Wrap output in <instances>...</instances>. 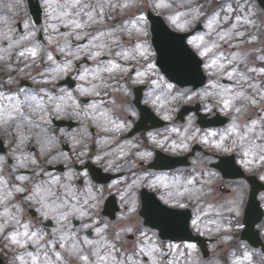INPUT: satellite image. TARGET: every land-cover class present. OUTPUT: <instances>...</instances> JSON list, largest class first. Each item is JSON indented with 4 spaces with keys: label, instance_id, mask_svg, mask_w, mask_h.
Wrapping results in <instances>:
<instances>
[{
    "label": "clouds",
    "instance_id": "1",
    "mask_svg": "<svg viewBox=\"0 0 264 264\" xmlns=\"http://www.w3.org/2000/svg\"><path fill=\"white\" fill-rule=\"evenodd\" d=\"M194 2L195 0H169L168 4L160 6L161 4L157 0H91L90 4L86 3L82 5L79 11H83L84 8L91 6L95 9H103L105 13L116 8L124 10L125 14L131 12L132 14L118 27L108 31H101L99 36H94L89 40V45H92L94 48H108L110 45L94 44V41H99L101 37H108L112 39L111 46H116L119 43L118 39H116L118 35H128L142 40V43L138 45L147 49L145 55L139 54L138 45L131 48L129 53L117 52L116 55L125 61L134 60L138 67H143L145 58L152 55L149 51L151 45L150 41L146 39L149 36L147 22L136 19L135 11L143 12L148 7L161 8L164 10L163 14L168 17L169 22L179 32H185L201 16L198 9L189 7L190 5H194ZM208 2L211 3V0H208ZM40 3L45 5V11L47 12L49 7L46 0H40ZM223 3L228 4V7H231V3H236L238 11L241 12L244 10V6L247 5L249 11L245 15L243 23L251 25L248 31L252 33L253 41L256 40L257 34L264 35V10L257 7L256 0H223ZM24 7L25 0H0V24L3 25V27H0V53H2L0 54V71L11 72L14 67L18 68L15 62L19 61L21 57L27 60L28 57L25 53L18 50L21 46L27 47L29 44L33 47L41 48V59L46 56L48 61H52V56L47 53L46 46L36 44L34 39H29L30 36H34L36 29H31L23 36L15 33L14 21L24 10ZM62 7L75 9L76 4L66 0ZM33 8L38 15L39 8L36 0H33ZM79 11L77 15H79ZM65 13H62V15H67ZM87 21L103 26L102 18L99 21L95 20L92 12L87 13ZM155 23L158 26L154 42L156 50L160 52L161 67L168 77L180 86L178 88H174L172 84L167 83L162 78L158 81L151 78L148 81L129 79L127 83L116 81L119 87L118 89L114 88L110 81L115 79V74L114 69H111L112 62L109 61L108 64H105L99 70L84 69L78 79L86 81L88 86L78 85L76 89L79 95H90L93 97L100 96L101 94L107 95L104 92L105 89L110 92H117V95L111 96L107 101L94 100L92 103L84 106L74 101L69 104V101L73 99V93L67 91L65 88H60L58 94H53L50 90L46 91L47 100L38 98L39 91H43V89L35 91L20 89L19 97L16 95L4 96L3 92H0V97L4 101L0 104V134L15 141V147L11 155L16 159L15 164L9 165L7 163V156L0 155V210H2L0 211V239H7L4 235L5 229L12 228L22 238L26 237L27 242L31 243L36 250L34 255L32 251L23 247L22 240L17 239L15 243L12 239L9 240L10 247L16 246L10 264H32L33 258H39L41 264H56L57 261L61 260V253L55 252L54 246L49 247L54 242H59L66 256L74 258L77 261L83 257L84 251H88L89 256L97 258L95 264H99L105 257L108 258L109 264H125V260L123 259L116 260L113 249L116 252L119 249L116 248L114 243L107 244L104 256L100 255V250L105 246L101 242L106 240L107 235H111L113 241L123 243L124 236L127 233L139 234V237L145 243V247L140 249V253L148 255L151 259V264H173L171 260H164V256L170 255V253H167L162 247L156 246L158 243L157 234L152 232L148 236L145 224H150L154 228H160L164 232L166 228L164 221H170V225L175 229L176 235L180 238H190L191 228L188 214L162 208L156 196L144 193V221L141 222L136 211L138 207L136 190L141 185L154 189L158 193L160 200H163L165 203L175 202L177 206L183 207L186 205L181 204V201H190L196 216L195 219L191 220V226L208 229L205 231V235L219 234L217 236L218 243L231 240V233H225L224 231L225 226L231 223L227 216L223 214L213 218H202L201 216V205L209 200L214 191L212 184L216 177L211 170L213 157L196 149L189 152L193 142L205 143L209 148H212V138L217 136L218 133L205 131L201 134L200 129L195 127L197 119L195 113L200 111V109H196L195 107L189 110L192 114L187 116V121L182 126V131L175 127L170 130L160 129L158 128L159 121L157 119V116H159L164 121H171L177 116L179 108L184 105H194L195 102L203 105L202 110L206 112H211L213 107H219L221 103L224 104L227 100L225 99V94L232 92V89L219 83L220 78L224 75L223 69L225 68V64H217L215 67L208 68L210 77H215V80L210 79V83L201 88L200 85L204 84V77L200 72V61L196 59V54L184 43L185 37L169 32L162 22ZM134 24L138 25L139 31L133 27ZM24 27L29 28L28 21L25 22ZM236 29L237 24L231 25L228 30L218 34L219 39H231L235 36L243 35L240 31H234ZM63 35L64 44L60 48L61 52H64L65 48L69 46L67 40L69 35H73L76 40L82 38L81 34L76 33H65ZM206 35L211 37L213 33L210 31ZM162 36L166 37L172 44V48L169 51H166L161 44ZM198 37H203V41H199ZM5 41H7L6 46L4 45ZM189 41H194V43H189ZM197 42H204L205 48L210 49L209 52L218 47L215 41H213L212 47H207L204 36H194L188 40L189 44L199 45ZM197 49L199 50V46H197ZM82 52L90 54L92 59L101 54L99 51H93L89 46H80L70 54L75 58H79ZM247 54L246 52L245 57ZM236 59H238L237 55H233L227 63L231 64ZM258 59L264 60V55L258 56ZM32 63L37 62L32 61ZM149 65L151 64L149 63ZM28 67L29 64H25V69ZM67 67L71 68V61L68 62ZM115 69H118L120 72L126 71V69H121L120 67ZM20 71L23 70L20 69ZM48 71L63 73L64 68H51L38 75L46 76ZM90 71L92 72L93 79L86 80ZM234 71L235 68L233 69ZM101 73H108L109 75L102 77ZM141 73L143 75H138ZM137 75L138 77H143L144 72H138ZM227 76L229 79L234 78L233 75L229 77L227 74ZM32 79L37 84L51 83L56 79V76H51L50 80H39L35 76ZM141 82H146L150 85L148 92L143 98L140 96V90L134 93L128 86V84ZM239 82L237 81L238 84ZM7 83L14 85L15 81L9 79ZM232 98L233 100L242 101L240 106L232 105V110L236 114L233 116L232 125L236 127L237 121L241 119V116L247 110V105L252 104L255 100L250 99L241 91L233 92ZM259 102H264V95H261L260 101H255L254 103ZM142 105H152L156 115H153L148 108ZM53 113L58 118L81 121L82 127L76 133H63L68 136L73 148L78 149L77 158L81 164L84 163V159L80 157L87 158L88 145L92 139L88 131V126L91 124L104 133H114V135L107 139L102 138L96 141L99 145V150L94 156L96 164L103 167L105 171L127 173L131 172L132 169H137L136 179L132 180L131 183H128L126 180L121 182L113 181L112 184L108 185L117 195H120L121 204L128 205L127 210L115 221L103 219L102 226H96L100 221L93 214V210L98 208L102 202L105 189L102 185H93L88 177V173L81 174L69 167L63 173V177L56 176L47 181H41L39 179V171L42 169L43 164L31 156H25L23 159H20L17 155V153H23L26 141L32 138L37 143H41V154L48 157L44 161L45 164L68 161V157L64 153L52 154L48 150L49 144H56L59 140V137H49L51 130L46 127L48 119ZM180 115L182 118L183 114L181 113ZM129 116L134 117L132 124L128 121ZM208 119L209 121L211 120L210 117ZM261 120L264 121V117ZM201 121L207 123L203 118H201ZM133 125L138 128H151L152 130L147 131L146 135L133 136L130 140L117 143L118 135L116 134L127 132ZM239 126L243 127V124L241 123ZM225 131L230 132L231 129H226ZM171 132H178V135L170 141L168 135H165L163 140L159 139L162 133ZM251 132L247 128V133ZM45 137L49 138L45 139ZM227 138L224 132L219 133L221 141ZM255 139L262 140V143L256 144ZM165 141L169 142L166 144ZM250 143L258 146L255 150L259 154L264 153V134L252 139ZM217 144L220 143H216L213 150H229L228 147H224L221 144L220 147H217ZM158 146L169 153L183 150L187 155L181 159L160 155L155 151ZM233 146H235V141H233ZM141 163L150 167L141 168ZM23 167L32 168L35 175L31 178L23 175L18 176V170ZM216 167L223 168L224 163L221 162ZM249 168L250 170H254L255 166L250 165ZM152 169H164V171H152ZM81 175H83L87 184L83 192L78 194L74 181L79 179ZM13 177L20 181H27L28 188L10 187ZM262 177H264V174L260 175V179L264 180ZM26 190H30V195L26 197L25 201L16 202L15 194ZM261 200H264V194L261 195ZM27 202L38 205L44 218L55 220L56 227L52 229L51 233H44L43 231L29 232V224H21V216L23 214V207L21 205ZM238 202L239 198L230 202L224 208V211H235L234 205ZM113 212H115L114 206L111 207L108 214L111 215ZM154 212L159 215H155ZM259 216H264V212H257L256 216L249 221V233L253 237L255 234L252 233L251 224ZM72 218L81 220V225L78 229L73 230L71 228ZM193 221H196V223L193 224ZM89 228L94 229L98 237L97 241L87 238L81 240L77 236V233H82ZM21 229H23L22 232L20 231ZM69 232L72 233L71 237L68 235ZM48 235H51L53 240H48ZM146 236L152 240L151 244L147 243ZM94 243L97 246L93 249L91 246ZM81 245L87 247L82 248ZM200 245L201 249L207 250V243L205 241H200ZM232 245H235L238 249L242 248L245 252L248 251V245L245 241H232ZM232 245H229V248ZM21 247H23L22 253L20 251ZM212 247L214 255H216V244H213ZM190 249L189 264H211L210 261L199 258L200 251L198 249L195 247ZM49 253H54L55 259L50 258L48 256ZM253 255L257 259L254 262L250 261V264H264V252H253ZM63 264H67V262L64 261ZM135 264H140V261L137 260ZM226 264H231V256L226 261Z\"/></svg>",
    "mask_w": 264,
    "mask_h": 264
},
{
    "label": "flooded vegetation",
    "instance_id": "2",
    "mask_svg": "<svg viewBox=\"0 0 264 264\" xmlns=\"http://www.w3.org/2000/svg\"><path fill=\"white\" fill-rule=\"evenodd\" d=\"M81 1H82V5H84L86 3H88V4L91 3V0H81ZM65 2L66 1H64V0H55L53 2V4L56 7L58 5L64 4ZM191 7L198 9L199 12L201 13V16H200V19L196 23H194L193 25H191V27H189L187 29V31L181 32L185 35L190 34L187 37V42H188V40H190L194 36H202L201 32L205 28H207V23L209 22L210 17L212 15H215L218 13L219 14L217 17L218 21H216V24H219V28L214 30L212 32L213 35L211 37L208 36L205 39V41L207 43H213V41L217 42L218 34L220 32L228 30V28H230L231 25H233V24H237V29L235 31H240L243 33V35H241L240 37H237V38L234 37V40L236 43L244 44V35L248 34V31L244 30V27H245L244 24H238V22L240 20L237 21V18L239 17L240 13H247L249 11V8L247 5L244 6V10L242 12L238 11V5L237 4H231V11H228L227 10L228 5H224V4H221L219 6H216L214 4H209V5L208 4H197V5H193ZM149 11H151V7H148L146 9V11H143V12L135 11V18L136 19L143 17L142 21L147 22L148 32H149V25L150 24H149V21L147 20V13ZM88 12H92L95 20L99 21V20H101V18L103 20V26L98 25V24H94V23L90 24L94 27V29L91 30L92 35H94L95 33L100 34L101 31L111 30L113 28L118 27L119 24L123 23L128 18V16L132 14L131 12L125 14V11L120 9V8H116V9H114L108 13H105V11L103 9H95V8L90 6V7L84 8L83 11H81L79 13V14H81L79 16V21L81 23H85V21L87 22V13ZM75 17H77L76 9H75V15L70 16L71 21H73V19ZM198 25L200 26V30L194 31ZM81 29H82V31L80 33L84 32V34L90 31L87 29V27L85 28L84 26H82ZM62 32L67 33L69 31L67 30V28H65V30ZM207 32L208 31L206 30L205 33L207 34ZM116 39H118L119 43H121L122 41L126 42L127 40H130V42H132L131 43L132 46H133V44H135L138 41V40H136V38L130 37L128 35H118V37H116ZM146 39H148L150 41V39H151L150 34L148 37H146ZM108 40H112V39L108 38ZM139 42H141V40H139ZM261 42L262 43L264 42L263 35H261V41H258V43H261ZM217 44H218V47H216V48L218 49V51H220L219 46L221 44L220 43H217ZM189 45L192 48V50L195 52L197 57L202 61V63H201L202 64V70L205 73V75L207 76L206 84L203 87L207 86L210 83V79L215 80V77H210L209 70H208V67H206V65L211 64L212 60H217V64H225V68L223 69L224 75L220 78L219 83L226 86L227 88L232 89V92H228L225 94V99H227L229 101L230 106L228 108H225L224 104L221 103L219 107H213L211 112H206V111L202 110L203 105L199 104L198 102H195L194 105H184L178 109L177 116L174 117V119L171 121H164L162 118L157 116V119L159 121L158 128L170 130L171 128L175 127V128L182 131L183 130L182 126L186 123L187 116L189 114H192V112L189 110L192 109L193 107H195L196 109H200V111L195 113L197 116V119L195 121V127L200 129L201 134L204 133L205 131H208V132H217L218 135L212 138V148H209V146L205 143L193 142L192 147L189 149V152H191L193 150L194 146H197L199 151L210 154L213 157V163L211 165V170L215 174V177H216V179L214 181L217 180L218 183H222V182H226V181L222 180L219 172L214 167V164L219 162L220 158H223V157L229 156V155H233L235 163L241 168V170L245 173L246 176L254 175L251 173L254 171H257L258 165L254 164V162H253V164L251 166H255V168H254V170H250L249 167H245L244 164L242 163V161L244 159H246V157H244V155H243V151L245 150V146L248 144V142H247L248 141V138H247L248 134H246V132H245V130H247V127H246L245 123L247 121V115L248 114L250 115L251 111L253 112V110L264 108V102L248 104L247 110L243 113V115L241 116V119L237 121V126L233 130L232 120H233V116L236 114L232 110V105L235 104L236 106H240L242 104V101L241 100H233L232 95H233V92H235V91H241L250 99L255 100V101H260L261 95H264V73H262L260 71L261 69H264V60L258 59V56L264 55V54L248 53L247 56L245 57L246 48L240 47L238 49L240 54H235L234 52H236L237 49L235 47H231L229 49V51L231 53L230 52H208V53H206V55L201 56L200 53L203 50H201V49L198 50L197 46L195 44H189ZM214 50H215V48L213 49V51ZM222 50H227L226 44L223 45ZM116 53L117 52L101 53L95 59L91 58L92 59L91 61H89L87 57L82 56L80 58V61L82 62V66L84 68H78L80 64L76 63V68H74V69H71L68 71L64 70L63 73H53V72L48 71L46 76H40L38 74L41 72H45V70L54 68L55 61L53 62V64H51L48 67H46V65L42 64L41 65L42 69H40V68H38L39 61L40 60L43 61L44 58L41 59L40 57H38L35 60L37 62L35 64V66H34V63H31V65L34 67H32V69H30L26 73L28 76L27 78H24V79L21 78V75L24 72L20 71V69H18L16 67L15 71H11V73L8 74V77L4 78V76H2V78L0 79V86L2 87V89L6 88L8 90L9 96L16 95L18 97L20 96V91H19L20 89H26V90L31 89L33 91L38 90V89H43V90L46 89L47 91L50 90L53 94H58L60 88H65V89H67V91H70L73 93V99H72V101H69V104H71L74 101L75 103H77L81 106H84V105H87L89 103H92L94 100L107 101L108 99L111 98V96L117 95V92H110L107 89L104 90V92H106L107 95L101 94L100 96H96V97H93L90 95H79V93L76 91L77 86L78 85L85 86V87L88 86L86 81H80L78 79V77L83 73L84 69L99 70L105 64H108L109 61H111L112 64L114 63V64L119 65V67L121 69H126V71H124V72H120L118 69L113 70L114 74H115V79L110 81V83H112L114 88H117V89H118L119 85L116 83V81H121V82L127 83L129 81V79H131V80L141 79L142 81H148L149 78H151L152 80H157L159 77H161L159 70L153 67V61L154 60L152 59V55L148 59L144 60L143 67H138L134 60H128V61L122 60L121 58H119V56L116 55ZM126 53H129V52H126ZM83 55H87V54L84 53ZM233 55H237L238 59L233 60L231 64L227 63V61ZM56 59H58V58H56ZM149 63L152 65L151 68H149V66H148ZM47 64H50V62H47ZM234 68H235V71L233 72ZM251 69H255V71H251ZM138 72H144V76L138 77V75H137ZM229 72L233 73V77H234L233 79L228 78L227 74ZM53 75L56 76V79L51 83L37 84L32 79V77L35 76L39 80H43V79H49L50 80L51 76H53ZM108 75H109L108 73H101L102 77H107ZM17 77H20V78L18 79ZM67 78H69L70 81H72V86H69L68 84L63 85V82ZM241 78H243V79H241ZM9 79L14 80L15 84L9 85L7 83V81ZM91 79H93V75H92V72L90 71L86 77V80H91ZM237 81H240L239 84L237 83ZM249 85H251V86H249ZM128 86L133 90L134 93L137 90H140L141 98H143V96L148 92V90L150 88V85L146 82H141V83H137V84H128ZM2 92H4V90ZM142 106L148 108L149 111H151L153 113V115H156V112L153 109L152 105H142ZM181 113L183 114L182 118L180 115ZM199 114L204 115V118H203L204 120H208L209 117L212 118L213 116L220 114V115L227 118V122H226V124H224L223 126H221L219 128H201L199 125V120H200ZM256 114H257V117L261 116L260 113H256ZM248 119H251V116H249ZM133 120H134V117H131V116L128 117V121L130 124H132ZM241 123L243 124V127L239 126ZM46 127H48L51 130L49 137H59L58 143L48 145V150L52 154H58V153L62 152L68 157V161L64 162L67 165L66 166L62 165L61 172L58 173L56 176L63 177V173L66 172L69 169V167L73 168L75 171H77L78 173H81V174H83L85 172L88 173V177L91 180L93 185H97V186L102 185L105 189L104 193H103L102 202L100 203L98 208L93 210V214L100 221V223H97L96 225L97 226L102 225L101 221L103 222V219L111 220L110 218L104 217L102 215L103 214L102 210H103V207L105 205V202L111 197H113L117 203L116 204L117 205V208H116L117 211L113 217V221H115L123 212H125L127 210L128 205H122L120 195H117L114 190H112L111 188L108 187V185L112 184L113 181L121 182V181L126 180L128 183H131L132 180L136 179L137 169H132L131 172H127V173H125V172H114V171H110V170L105 171V169L103 167H101L100 165H98L94 162V156L97 153V151L99 150V145L96 143V141H98L99 139H102V138L107 139L110 136L114 135V133H104L100 129H98L97 127L89 124L88 131L91 134L92 139L88 145L87 158L80 157L81 159H84V163L81 164L79 162V159L77 158L78 149H74L72 146V143L70 142V140L68 138V136L63 134V133H76L77 130L82 127L81 121L76 120V119L58 118L55 115V113H53L49 117ZM136 128H138V127L133 125L132 127L129 128V130L127 132H121L119 134H116V135H118V140L116 142L122 143L125 140L132 139L133 136L146 135L147 131L152 130L150 128L146 131L141 130V131L134 132V130H138ZM226 129H231V131L227 132V131H225ZM221 132H224L225 136L228 138L221 141L219 139V133H221ZM165 135L169 136V141H170L171 139H174L178 135V132L162 133V135L159 137V139L163 140ZM241 136L244 137L243 140L240 139ZM260 136H261V134H260ZM49 137H45V139H48ZM0 139L2 142V153H0V155L7 156V163L9 165L15 164L16 159L11 155V152L15 147V141L12 139H8L7 137H0ZM169 141H165V143L167 144ZM233 141H235V146H233ZM34 143L36 145V148H33V150H35V149L41 150V143H37L35 139H34ZM216 143H220L222 146L228 147L229 150L228 151H223L221 149L213 150L215 148ZM155 151L161 152L165 155L172 156V157H183V156L187 155V153H185L183 150H179L175 153H169V152L165 151L163 148L157 147ZM17 155H18V153H17ZM247 159H251V158L247 157ZM8 160H10V161H8ZM226 161H227L226 167L228 169H233L234 163L231 162V160H226ZM54 164H56V163H54ZM48 167H50V165H46L45 168L47 169ZM146 167H149V166H145V165H143V163H141V168H146ZM262 168L264 169V166L262 167V165H259L258 170H261ZM93 169L94 170L98 169L102 173L109 174V175L120 174V177L110 181L109 183H103L105 176H100L99 181H98L100 183H97V181H95V179L93 178V175L91 173L92 172L91 170H93ZM17 175L18 176L19 175H23V176L27 175L29 178L34 176L33 175L30 177V173L27 171H24L23 168H20L18 170ZM51 175H53V174L51 173ZM56 176H52V177H56ZM39 177H42V175L39 174ZM51 178H49V179H51ZM74 183H75V186L78 190V194H80L83 192L85 185L87 184V181L84 179L83 175H81L79 179L74 181ZM226 184H232L234 188L240 189L243 195L246 194V196H248L249 186H248L246 180L241 179V180H237V181L226 182ZM11 186L25 187L26 189L28 188L27 182L20 181L19 179H16L14 177L12 179V184L10 185V187ZM142 190H147L149 192H153L155 194V196L160 200L158 193L154 189L141 185L136 190V197H137V202H138V207L136 210L137 215L139 214V208L141 205V191ZM94 191H95V189H94ZM28 195H30V190H26L24 192L16 193L15 194V201L16 202H23V201H25V199ZM160 201L163 202L165 205L168 204V203H165L163 200H160ZM21 206L23 207V214L21 216V224L28 223L29 224V229H28L29 232H31V231H37V232L43 231L44 233H51L52 229L54 227H56V223H55L54 219L44 218L41 215V211L39 210L38 205H36L32 202H27V203H22ZM0 211H2V210H0ZM80 225H81V220L76 219V218L71 219V228L73 230L78 229L80 227ZM21 231H22V229H21ZM13 232H15V231L12 228L5 229L4 235L6 236V235L13 233ZM88 232L92 233V230L86 229L82 233H77V236L81 239L82 236H86ZM68 235H69V237H71L72 233L69 232ZM47 239L53 240V237L51 235H48ZM53 246H54L55 252L61 253V260L60 261H64L66 258V254L64 253V250L61 249L60 243L54 242L53 244L49 245V247H53ZM52 257L55 258L54 253H52Z\"/></svg>",
    "mask_w": 264,
    "mask_h": 264
},
{
    "label": "rangeland",
    "instance_id": "3",
    "mask_svg": "<svg viewBox=\"0 0 264 264\" xmlns=\"http://www.w3.org/2000/svg\"><path fill=\"white\" fill-rule=\"evenodd\" d=\"M54 1L55 0H50L51 8H49V11H48V13L50 15V18H51V29L54 31L52 33V36L50 37V41L55 46L54 48H55L56 54L57 55H61L62 57L65 58L64 60H62L60 62H55L54 68L60 67V68H64V70H68V69H70V68L67 67V64H68L69 61H71V68H73L72 67L73 66V63L80 61V58L83 56L84 53H86V52H82L80 54L79 58H75L73 55L70 54L71 52H74L80 46H89L90 48H92L93 51H99L100 53H110V52H122V53H126L127 51H130L131 48L130 49H123V47H122L121 50H120V47H117V45L116 46H111L112 45L111 44L112 43V40H108V37H101L99 41H94V44H107V45H110V47H108V48H105V49L94 48L92 45H89V40H91L94 36H99L100 34L99 33H95L94 35H92L91 29H93V26L90 25L91 22H88L87 23L85 21V23H81L79 21V16L81 14L77 15V17H75L73 19V21L80 23L82 26H87V29L90 30V31L87 32V33H85V34H84V32L83 33H80L82 31L81 27L80 28H76L75 25H74V23H72L73 21H71V19H70V16L71 15H75V9H76V12H78L80 10V8L82 6V1L79 0V3L76 4V8L75 9L64 8V7H62L63 4L58 5V6L55 7L54 4H53ZM64 1H66V0H64ZM68 2L73 3L74 0H68ZM157 2L159 4H161V5H166V4L169 3V0H157ZM154 10H156L157 12H159V14H162L165 17L166 21L169 23V25L171 26L172 29L177 30L169 22L168 17L163 14L164 13V10L163 9H161V8H154ZM65 12L67 13V15H62V13H65ZM80 12L81 11H79V13ZM18 16L16 17V19L14 21V25H13L15 32H16L15 27H16V23H17ZM212 17H210V19H212ZM243 21H244V19H243ZM25 22H26V20H25ZM23 24L25 25V23H23ZM241 24H244V23L242 22ZM24 25H21V28L23 30H25V31L23 33H20V34H17V35L23 36V35H26L29 32L28 31L29 28H25ZM248 25H250V24H248ZM218 26H219V24H216L215 23L213 25V28L211 30L207 27V31H208L207 33H209L210 31L213 32L214 30H216L218 28ZM0 27H3V25L0 24ZM60 28H67L68 31H69L67 33H76V34H81V36H82V38L80 40H76L73 35H69L67 37L69 46H68V48H65V51L64 52H61L60 51V48L64 44V35L63 34H65V33L64 32H61L60 31ZM104 31H108V30H104ZM202 36H204L205 39L208 37L206 35V33L202 34ZM240 36L241 35L235 36V38L240 37ZM29 39L32 40L33 37L30 36ZM218 40H220L219 39V35H218ZM224 40L228 41V38H225ZM197 43L199 44V49H201V50L204 51L205 43L204 42H197ZM6 44H7V41L4 42V45L5 46H6ZM242 46H243L242 44H236V43L234 45L229 44V48H227V50L225 52H230L229 49L231 47H235L237 49V51L234 52V53H239V50L238 49L240 47H242ZM207 47H212V44L211 43H207ZM30 49H35L36 53L39 55V51H38L39 48H36V47L33 48L31 44H29L27 46V48L22 46V49L21 50L25 53V55L28 57V59H33V58H31L26 53V52H29ZM0 54H2V53H0ZM86 54H87L88 57H90V54H88V53H86ZM17 62L19 63V65H21V63H22V66H24L23 70L31 69V63H29V67L25 69L26 60L24 59V57H21V60H19ZM25 76H27L26 71H24V73H22L21 77H25ZM0 104H2V102H0ZM257 125H258V123L256 122L255 125H251V126H253V129H256ZM253 150L256 153H258L255 149H253ZM250 158L253 160L254 164L259 165V160H258V158L256 156H250ZM261 174H264V172H262ZM215 193H219V190H218L217 187H215ZM236 199L237 198H236L234 192H232V196H230L228 198H225L223 200V202H220L219 201V203H220L219 207H223L222 209H216V210L206 209L203 213H201L202 218L203 217L213 218V217H216L217 215H220V214H223L224 216H227L230 219L231 223H229V224H227L225 226L224 231H225V233H231V239H232L233 230H235V229H237L239 227L240 216H241V213H242V204L239 201L237 204L234 205V207H235L236 210L235 211H231V212L224 211V208L226 206H228L230 204V202H232V201H234ZM180 203L188 206V204L185 203V202H180ZM172 204H174L175 206H177V204L175 202H173ZM262 204H263V207H264V200H262ZM186 206H183L181 208H184ZM195 218H196V216H195V212H194L193 213V219H195ZM238 220H239V222H238ZM233 222H236L235 223L236 225H233ZM191 227L198 234H201L202 236H205V237H208V238H214L215 239V243L214 244H216V249H215L216 255H214V250H213V247H212L213 244H212L209 247V257L207 259H203L202 256H201V254H200V257L199 258L200 259H203V260H206V261H210L211 264H224L222 262V259L220 258V255H221L222 250H224L227 247V245L229 244V242L231 240L225 241L224 243H218L217 242V236L219 234L213 233L211 235H205L204 233L208 229L200 228V227H194V226H191ZM22 231H23V229H22ZM127 234H131V233H127ZM13 235H15L18 240H22L23 247H26L27 244H31V243H28L27 242V238L26 237L22 238L16 232H13V233L8 234V235H6L7 239H0V243H1L0 248H1L2 251H4L6 253L7 256L8 255L13 256V251L16 248L15 245H13L11 247L9 246V240H11V238H12ZM132 241H133L132 247L136 248V250L130 251V253L128 254V256L126 254L125 255L126 257L123 256L121 258V259L125 260V264H135V262L137 260L140 261V264H151V259H150V257L148 255L142 254L140 252L137 253V249L140 250L141 248H144L145 247L144 241H142L140 237H138V238H136V239H134ZM147 243L148 244H151L152 241L151 242H147ZM104 245L105 246L103 248H101V251H100L101 252L100 253L101 256H104L105 255V251L107 249V244L104 243ZM156 246L161 247V246L158 245V243H157ZM23 247L20 248L21 253L23 252ZM94 247H96V245H94ZM32 248H33V245H32ZM163 250H165L167 253H170V255H165L164 256V260L165 261L171 260V261H173V264H189L188 257H189V255L191 253V249L188 248L187 246H181V245H179L177 248H171L170 245H165V249H163ZM132 252L135 253L134 254L135 256L133 255ZM246 252L252 258L253 252L251 250H248ZM35 253L36 252H33L34 255H35ZM244 253H245V251L242 254H240V255H236V254H233L232 252H229L226 256H227V259H229V257L231 256V264H236L237 261H239L240 264H250L251 259H247L246 260L244 258ZM121 259L120 258H116L117 261H119ZM18 260H19V258H18ZM32 264H41V260L39 258H37V259H35V261L32 262ZM81 264H88V263L87 262L86 263L82 262ZM100 264H109L108 258L105 257V259L103 261H100Z\"/></svg>",
    "mask_w": 264,
    "mask_h": 264
},
{
    "label": "snow or ice",
    "instance_id": "4",
    "mask_svg": "<svg viewBox=\"0 0 264 264\" xmlns=\"http://www.w3.org/2000/svg\"><path fill=\"white\" fill-rule=\"evenodd\" d=\"M46 3L48 4V7L51 8L50 0H46ZM73 3H74V4H77V3H79V0H74ZM160 6H163V5H160ZM227 10H228V11H231V7L229 6ZM65 14H66V13H65ZM218 15H219L218 13L215 14V15H213L212 19L209 20L208 25H207L208 28H210V29L213 28V25L216 23V20H217ZM238 19H239V18H238ZM139 20H143V17H140ZM72 23H74V25H75L76 28H80V27H82V25H81L80 23H78V22L73 21ZM133 27L136 28L137 31L140 30L139 27H138V25H136V24H134ZM197 39H198L199 41H203V37H198ZM189 43H194V41H189ZM197 46H199V45H197ZM137 48H138V51H139V54H140V55L143 56V55L146 54L147 49L142 48V47L139 46V45L137 46ZM29 51L31 52L32 55H36V51H35V49H30ZM209 51H210V49L205 48L204 51H201L200 55H201V56H204V55H206V53H208ZM234 58H235V57H234ZM49 59H51V57H49ZM216 65H217V60H212V61H211V64L206 65V67L211 68V67H215ZM151 67H152V65H149V68H151ZM221 67H223V65H221ZM115 68H119V65L113 63V64L111 65V69H115ZM111 69H109V70H111ZM251 71H255V69H251ZM260 71H261L262 73H264V69H261ZM138 75H143V74L141 73V74H138ZM228 75H229V77H231V76L233 75V73H232V72H229ZM254 102H255V101H253V103H254ZM224 106H225V108H228V107L230 106L229 101L226 100V101L224 102ZM238 111H239V110H238ZM252 123H253V125H255V124H256V121H253ZM234 128H235V126H233V130H234ZM252 130H253L252 128H249V131H252ZM213 135H214V134H213ZM240 139L243 140L244 137L241 136ZM216 146H217V147H220V144H217ZM256 147H258V146H256V145H251V147H249L248 149H245V150L243 151V155H244V157H246V159H244V160L242 161V163L244 164L245 167H249L250 165L253 164V160H252V159H247V157H250V156H256V157L258 158L259 161L264 162V153H260V154L257 156V153L253 150V149H255ZM262 179H264V177H262ZM195 223H196V221H193V224H195ZM25 235H27V233H25ZM33 235H34V234H33ZM11 239L13 240L14 243L17 242V238H16L15 235H13ZM170 247H171V248H177L178 246H176V245H170ZM187 247H188V248H194L195 246L192 245V244H188ZM181 254H182V253H181ZM244 258H245L246 260H247V259H251V257L249 256V254H248L247 252L244 253ZM82 259H84L85 261H87L88 257L85 256V257H82ZM33 261H35V258H33ZM236 264H240V262L237 261Z\"/></svg>",
    "mask_w": 264,
    "mask_h": 264
},
{
    "label": "water",
    "instance_id": "5",
    "mask_svg": "<svg viewBox=\"0 0 264 264\" xmlns=\"http://www.w3.org/2000/svg\"><path fill=\"white\" fill-rule=\"evenodd\" d=\"M32 1L33 0H29V2L31 3V10H32V13H33V15L35 16V18L37 19L38 18V16H39V14L37 15L36 14V12H35V10H34V8H33V3H32ZM156 28H157V26L156 25H154V33L156 32ZM155 38H156V35H155ZM155 41V40H154ZM155 43V42H154ZM161 44H162V46L165 48V50L166 51H169L171 48H172V44L167 40V38L166 37H163L162 36V38H161ZM155 46H156V44H155ZM158 52V64H159V66L161 67V64H160V52L159 51H157ZM163 69V68H162ZM168 76V75H167ZM170 79V78H169ZM170 80H172V79H170ZM172 81H174V80H172ZM248 216H252L251 218H253V217H255L256 215H255V213H250ZM251 218H248V220H246L245 221V226H246V228H245V230L243 231V233H242V239H246V237H248L249 235H250V233H249V221H250V219ZM259 219L260 218H257V219H255V222L254 223H252L251 224V230H252V233H254L255 234V238H254V241L256 242V243H258L259 244V241H258V239L256 238V236H257V232H254L253 231V228H254V225H255V223L256 222H258L259 221ZM165 224H166V228H165V231H164V233H168L171 237H173L174 239H178V240H197V238H195V237H190V238H180L178 235H176L175 234V229L174 228H172L171 227V225H170V221H165ZM1 264V263H0Z\"/></svg>",
    "mask_w": 264,
    "mask_h": 264
}]
</instances>
